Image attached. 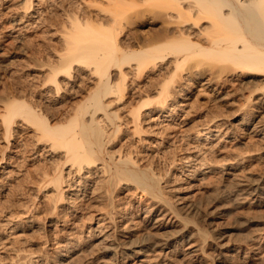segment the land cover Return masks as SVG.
<instances>
[{
    "label": "rangeland",
    "instance_id": "1",
    "mask_svg": "<svg viewBox=\"0 0 264 264\" xmlns=\"http://www.w3.org/2000/svg\"><path fill=\"white\" fill-rule=\"evenodd\" d=\"M23 2L0 0V264H264V137L256 133L264 128V89L247 101L264 77L182 72L173 83L174 91L181 89L178 96L164 108H142L135 133L127 111L140 91L151 89L154 97L166 73L129 74L125 103L114 107L120 132L105 145V159L130 156L150 168L161 197L142 194L129 181L101 194L95 189L99 163L97 172L91 167L95 174L82 171L79 177L75 170L66 175L65 164L64 198L57 203L52 186L40 181L44 171L52 174L61 153L36 142L34 127L19 116L5 137L3 107L12 98L46 107L51 124L72 113L94 77L73 71V89L61 88L58 95L46 82L49 65L61 53L60 10L79 6L94 12L104 1L31 0L28 10ZM207 126L217 136L196 138ZM199 154L211 172L182 168L185 157Z\"/></svg>",
    "mask_w": 264,
    "mask_h": 264
},
{
    "label": "bare ground",
    "instance_id": "2",
    "mask_svg": "<svg viewBox=\"0 0 264 264\" xmlns=\"http://www.w3.org/2000/svg\"><path fill=\"white\" fill-rule=\"evenodd\" d=\"M103 1L94 5L96 12L90 9V12L86 9L83 11L84 8L80 9L79 6L67 9L63 6L60 10L64 18V23L61 21L62 33L59 31L60 39L62 37L61 53L57 52V60L49 65L46 82L58 95L61 88L64 92L73 89L76 71H86L94 77L93 87L82 96L72 113L51 124L47 111H44L46 107H42L43 110L35 108L37 105L33 107L25 100L16 98L7 100L3 107L5 137L9 135L10 124L15 116H19L25 125L34 127L36 142L47 143L46 147L52 154L55 151L61 153L60 159L63 161L59 162V159L57 163L54 160L52 174L48 175L44 171L40 181L52 186L56 200L53 198L57 203L64 198L62 186L65 164L68 166L66 175L75 170L78 176L82 171L93 173L91 167L95 169V163H99L98 173L101 176L94 187L96 185L95 189L101 194L109 195L113 184L129 181L137 184L140 193L161 197L159 178L157 180L154 177L150 168H141L130 156L110 161L105 159V155H109L105 147L120 132L121 127L116 122L118 108L114 107L123 101L129 74L140 78L145 70L154 69L166 73V77L155 84L154 97L150 96L151 89L139 90L142 94L138 95L136 105L127 111L135 133L140 131L139 111L142 108H148L149 105L164 108L178 96L181 89L174 91L173 83L175 78L181 77L182 72L199 76L206 71L209 74L213 72L211 74L219 79L225 73L264 77V0ZM23 3L25 9H30L31 0ZM75 66L77 68L73 70ZM255 84H251L252 88L248 90L247 101L253 92L264 89L263 82ZM104 124L110 126L109 133ZM217 133L207 126L200 129L195 137L201 134L204 136L203 141L207 142ZM256 133L264 137V128L261 127ZM183 167L191 170L192 174L202 170L207 172L208 169L212 171L200 154L185 157ZM198 231L200 233L201 230Z\"/></svg>",
    "mask_w": 264,
    "mask_h": 264
}]
</instances>
